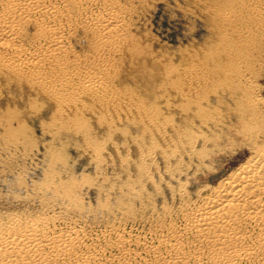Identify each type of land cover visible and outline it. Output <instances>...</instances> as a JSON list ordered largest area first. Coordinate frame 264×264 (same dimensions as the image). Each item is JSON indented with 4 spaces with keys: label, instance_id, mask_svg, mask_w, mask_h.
I'll return each instance as SVG.
<instances>
[{
    "label": "rangeland",
    "instance_id": "obj_1",
    "mask_svg": "<svg viewBox=\"0 0 264 264\" xmlns=\"http://www.w3.org/2000/svg\"><path fill=\"white\" fill-rule=\"evenodd\" d=\"M257 1L264 16V0ZM120 2L128 8L133 55L112 88L128 105L84 114V125L58 122L44 96L0 81V222L20 214L52 228L75 227L115 264L126 262L118 233L156 242L205 188L213 190L252 156L250 144L264 142V20L249 7L253 0ZM71 46L93 53L84 36ZM248 86L253 90L244 91ZM247 100L254 116L221 122L216 131L197 123L209 116L210 103H222L212 110L218 118L227 108L241 113ZM154 109L162 128L182 130L174 145L147 125ZM198 128L212 140L193 149ZM128 247L132 264L161 256L135 242Z\"/></svg>",
    "mask_w": 264,
    "mask_h": 264
},
{
    "label": "bare ground",
    "instance_id": "obj_2",
    "mask_svg": "<svg viewBox=\"0 0 264 264\" xmlns=\"http://www.w3.org/2000/svg\"><path fill=\"white\" fill-rule=\"evenodd\" d=\"M253 1L249 7L263 21L258 1ZM127 10L120 0H0L2 87L6 83L23 86L44 96L56 107L58 122L67 119L84 125V114L128 105L123 103V91L112 88L118 78L116 71L133 55V40L126 35ZM83 36L92 46L91 55L71 46ZM187 85L192 88L191 79ZM243 89L253 90L249 86ZM244 104L241 113L227 108L217 118L212 110L220 111L223 105L210 103L206 108L209 116L204 114L201 122L196 117L197 123L216 131L221 122L257 114L253 101ZM140 111L147 115L146 108ZM148 115L152 120L147 125L159 138L174 145L182 136L178 126L162 128L156 122L157 110ZM197 130L203 133H197L193 149L211 142L203 129ZM77 132L88 137L86 132ZM250 145L252 156L213 190L205 188L207 194L199 203L184 210L182 221L171 222L168 232L156 242L118 233L116 246L126 259L119 264H132L133 252L128 246L134 242L161 255L153 264H264V142ZM160 153L168 158L166 151ZM40 219L13 214L0 222V264H99L101 259L115 264L104 255L102 246L86 241V233L75 227L52 228Z\"/></svg>",
    "mask_w": 264,
    "mask_h": 264
}]
</instances>
